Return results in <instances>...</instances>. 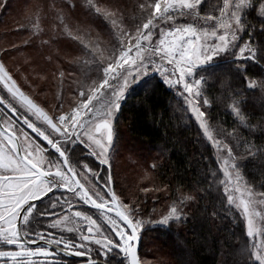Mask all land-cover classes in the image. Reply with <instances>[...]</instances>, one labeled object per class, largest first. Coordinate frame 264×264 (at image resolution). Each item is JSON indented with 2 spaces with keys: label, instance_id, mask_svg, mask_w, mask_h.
Returning a JSON list of instances; mask_svg holds the SVG:
<instances>
[{
  "label": "snow or ice",
  "instance_id": "obj_1",
  "mask_svg": "<svg viewBox=\"0 0 264 264\" xmlns=\"http://www.w3.org/2000/svg\"><path fill=\"white\" fill-rule=\"evenodd\" d=\"M204 2L137 0L129 13L112 0L103 4L83 0L86 12L105 24L108 39L100 33L93 35L90 26L71 24L63 8L57 9L55 4L49 9L53 13V36L49 39H40L44 34L43 9L30 13L26 24L17 28L31 29L25 45L36 38L41 46H50L57 36L74 41L82 56L71 63L81 68V76L67 73L75 84L72 106L65 111L61 102L50 113L21 88L0 59V264H62L55 259L61 252L87 256V264H100L92 258V244L99 246L96 254L105 258L106 264L113 252L123 254L120 264H141L137 243L146 223L171 230L173 224L186 222L184 207L196 201L195 195L182 196L158 220L146 222L137 218L138 208L121 200L112 188L115 121L130 88L148 86L153 73L169 87H182L179 95L186 110L215 147L217 159L222 160L224 179L219 185L226 198L222 205L226 203V212L235 210L246 222L243 246L227 238L223 245L238 251L244 264H264V191L255 190L241 167L246 159L264 157V151L249 146L246 157L238 156L228 140H236L237 145L246 142L240 141L235 131L213 128L208 115L212 105L204 95L210 80L224 84L221 102L241 126H248L246 101L231 87V77L239 76L245 90L264 92V77L246 75L249 61L264 59V46L254 47L251 38L240 43L241 33L251 27L245 25L246 9L255 5L252 0H222L218 14L202 15ZM64 4L69 10L77 7L74 0H64ZM6 7L7 0H0V11ZM259 10L264 16V4ZM17 47L13 45L12 50ZM8 51L0 50V55ZM57 72L62 86L66 73L59 68ZM56 98L62 100L59 94ZM87 157L94 159L95 167L86 162ZM97 167L106 171V177H101ZM210 175L213 179L208 190L216 183V173ZM46 199L49 207L42 210L40 205ZM74 201L96 209L114 237L104 235L101 223L91 215L73 211ZM57 207L61 208L59 214ZM219 215L213 210L208 218L214 220ZM43 219L51 220L49 229L78 233L80 242L35 230L33 226ZM222 264H228L227 259Z\"/></svg>",
  "mask_w": 264,
  "mask_h": 264
},
{
  "label": "trees",
  "instance_id": "obj_2",
  "mask_svg": "<svg viewBox=\"0 0 264 264\" xmlns=\"http://www.w3.org/2000/svg\"><path fill=\"white\" fill-rule=\"evenodd\" d=\"M15 1L7 0V7L0 11V23L7 24L5 31L0 32V38L5 35H18L22 38L12 40L3 46V49H9L8 52H22L28 46H33L43 52L42 56L46 61L57 55L60 56L58 65L51 68L54 76L53 99L56 100L61 90L65 91L66 88L75 87L72 78L67 77V73L71 72L74 73L73 76L80 77L81 68L71 63L77 57L76 46L78 45L69 38L57 36L56 42L50 46L40 44V39L47 40L53 36V13L49 11L51 6L55 4L57 9L63 8L71 24L76 23L71 22L70 17L76 20L78 15L85 22V24L80 22L79 24L90 26L92 31H95L93 26L105 27L99 19L90 16L81 7L80 0H77V7L71 10L65 6L64 0H40L31 13L38 9L44 10L45 15L41 20V24L44 25V34L40 39L33 38L31 44L25 45L24 42L31 36V29L29 27L25 30H17V28L26 24V17L30 13L21 18L16 16ZM98 1L107 2V0ZM112 2L131 13L137 0H112ZM252 2L255 7L246 9L244 16L246 27L249 25L251 27H247V32L241 33L240 43L251 38L253 46L260 47L264 46V31H261L264 28V16L261 15L256 0ZM207 5L208 10L215 14L216 11L211 3ZM61 40H67L69 49L73 51L69 57L57 51ZM13 45L18 47L12 50ZM219 63L223 65L225 61L221 60ZM5 64L7 65L6 62ZM58 68L66 73L62 86L56 78ZM247 68L246 75L257 79L264 77V59L257 57L256 63L249 61ZM20 71V74H23L21 69ZM12 73L17 78L15 73ZM23 76L26 81L25 75ZM17 80L21 88L33 96L42 107L47 104L43 100H38L31 91L28 92L29 89L18 78ZM205 87L207 91L204 95L212 105L208 109L210 124L213 128L223 129L225 132L235 131L239 140L246 142L237 145L236 140L229 139L228 142L233 146L234 152L238 156L246 157V149L249 146L264 151V92L245 90V85L239 76L231 77V87L240 91L246 101L245 115L249 123L248 126L243 127L231 113L227 104L221 102L225 85L210 80ZM70 94L72 98L70 101H72L75 92L72 91ZM59 102L62 101H56V105ZM115 129L117 144L116 150L112 153V188L117 195L123 198L124 202L138 205L140 214L146 222L158 220L168 211L172 203L182 196H196L195 202L184 207V212L188 217L186 222L173 224L171 230H165L163 227L150 223L145 224L138 245L141 264H222L225 259L228 264H233V261L244 264V257L238 251L223 245L227 238L232 242L239 241L241 247L243 246L245 238L243 220L235 210L231 214L224 210L226 203L222 205V201H226V198L222 186L219 185L221 171L214 149L188 114L178 93L168 87L158 75L153 74L148 86L134 85L129 90L115 121ZM123 148L124 151L126 150L124 155L127 154L126 157L124 156L126 158L124 162L128 167L124 170L121 161L117 164L120 158L119 151ZM262 161L264 157H256L246 159L241 165L245 179L254 185L257 192L264 191L262 187L264 185V163ZM152 165L156 167L153 168ZM130 172L133 177L129 179L127 176ZM212 172L216 173V183L211 190H208L209 182L213 179L210 175ZM56 194L60 195V193ZM80 206L84 210L90 209L89 206L83 204ZM40 207L42 210L48 208V200L46 199ZM60 209L57 207L55 211H60ZM213 210L220 213L214 220L208 218ZM116 254L114 252L109 255L107 263L120 264L121 258L119 259ZM59 257L63 259H59L62 260V264L64 261L66 264H76L78 261L62 254ZM92 257L105 261V258L98 255H92Z\"/></svg>",
  "mask_w": 264,
  "mask_h": 264
},
{
  "label": "rangeland",
  "instance_id": "obj_3",
  "mask_svg": "<svg viewBox=\"0 0 264 264\" xmlns=\"http://www.w3.org/2000/svg\"><path fill=\"white\" fill-rule=\"evenodd\" d=\"M39 1L40 0H16L15 1L16 2L15 5L17 6V9L14 11V13L16 14V16H18V17L20 16V18H21V17H23V15L31 13V10L32 9L34 10L36 8L37 4H39L38 3ZM69 2H73V0H69ZM74 2L77 3V0H74ZM98 2L103 4L102 1H98ZM256 2H257V6H258L259 9H260V5L264 4V0H256ZM208 3L209 4L211 3V6L216 11L217 7L222 5V0H205L204 4L202 6V10H201V14L202 15H206V14H210L211 13V11L208 10V7H207ZM80 4H81V7H83L82 6L83 5V0H80ZM211 14H213V13H211ZM215 14H218V12L216 11ZM76 17H78L76 20H74V18L70 17V21L74 22V23H79L80 22V23L85 24V22H83L82 19L79 18L78 15ZM185 22H187V21H185V20H181L180 21V23H185ZM102 24L105 27V24L103 22H102ZM6 26H7V24L0 23V32H4ZM82 26H84V25H82ZM41 27L44 29V25L43 24H41ZM93 27L95 28V31H93V35H95L96 33H100V35L104 39H108V36L106 34V27L105 28L96 27V26H93ZM21 38L22 37L18 36V35H14V36L5 35V37H1L0 38V50H3V46H5L9 42H11L12 40L16 41V40H19ZM242 43H244V42H242ZM57 47H58L57 51L60 52L59 54H63L66 57H69L70 54L73 52V51L71 52V50L69 49V43L67 42V40H61ZM76 48H77L76 56L77 57H81L82 53L79 50V46H76ZM42 53L43 52L37 50L35 47L28 46L22 52L21 51L20 52H8L6 55H2V56H3L4 60H5V62L7 63L9 69H11V71L15 73V75L21 81V83L24 84L29 89L28 92L31 91V93H33L34 96L37 97L38 100L45 101L47 104L43 105V107L51 113V111L53 109V106H55L56 105V101H58L57 99L56 100L53 99L52 89H53V84H54V76H53V73L51 71V68H52V66L58 65V60H59L58 57H60V56L57 55V57H55V58H53V59H51L49 61H46V60L43 59ZM2 56H0V59H3ZM20 69L22 70L23 74H20L21 73ZM72 74L74 75V73H72ZM153 74L158 75V77L163 81V79L159 76L158 73H153ZM23 75H25V77H26L25 79H26L27 82L24 80V78H23L24 76ZM14 78L17 80L16 77H14ZM92 78L95 79L97 77L95 75H93ZM73 87H74V85H73ZM170 88L175 90V92H177L178 95L182 91V87H170ZM74 89H75V87L72 88V89L71 88H66L65 91L61 90L60 93H59V95L62 96V100L61 101L63 103L65 111L69 110V108L72 106L71 103H70L71 102L70 99H72L70 93L72 91L75 92ZM179 97H180L183 105H185V103L183 101V98L180 95H179ZM59 103H61V102H59ZM185 107H186V105H185ZM195 123L197 125V122H195ZM201 132H202V130H201ZM211 146L213 147L214 153H215V155L217 157V152H216L215 147L212 144H211ZM125 151H124V148H123V150L119 151V155H120L121 159L118 158V160H117V164H119V162L121 161V166H122L123 170L128 168L127 167V163L124 162L125 159H126L125 157L127 156V154H126V156L124 155ZM88 161L93 163L92 165L95 167V162H94V159L92 157H87L86 162H88ZM217 161H218L219 168H220V171H221V180H222V179H224L223 173H222V169H221L222 160H218L217 159ZM96 170L100 172L101 177H106V171H104L102 167H97ZM131 177H133V175L130 172L129 176H127V178L130 179ZM94 183H97V181H94ZM98 183L102 187L103 180L99 181ZM117 188H119V187H117ZM57 193H59V192H57ZM56 195L59 196L58 194H56ZM120 198H121V200H123L122 197H120ZM125 203H127V202H125ZM74 205L75 206L73 208V211H77V210L78 211H84L88 215H91L94 219H97L98 223H101L104 235H108L110 237H114V233L111 232L109 226L102 220V218L100 216V213L96 209L92 208L90 205H85V206H89L90 209L84 210L82 208V206H80V205H82V203L81 204L80 203H76L75 201H74ZM136 207L138 208V205H136ZM55 212L59 214V213H61V209H60V211H55ZM140 212L141 211H138L137 218L145 221L143 219V217L141 216ZM241 218L243 220L244 227H245V230H246V222H245V220H244V218L242 216H241ZM49 223H51V220L43 219V220L37 221L36 224L33 227L37 231H51V232H53L56 235L57 238H59L60 236H63L64 239H66V240L70 239L74 243L78 244L80 242L78 233H68L66 231L62 232L59 229H49V228H47V225ZM84 230L86 232V229H84ZM116 239H118V238H116ZM89 247H91L93 249L92 255H97L96 254V249L99 246H96V245L92 244V245H89ZM113 253H110L109 255H111ZM116 255L118 256L119 259L120 258L122 259V257H123L122 253L119 254V255L118 254H116ZM59 256H61V254H58L55 258L57 260L62 259ZM50 259H52V258H50ZM64 262H63V264H66V262L65 263ZM124 264H127V261H125Z\"/></svg>",
  "mask_w": 264,
  "mask_h": 264
},
{
  "label": "water",
  "instance_id": "obj_4",
  "mask_svg": "<svg viewBox=\"0 0 264 264\" xmlns=\"http://www.w3.org/2000/svg\"><path fill=\"white\" fill-rule=\"evenodd\" d=\"M41 245H42V242H41ZM138 245H139V241H138V243H137V255H138ZM59 254L64 255L62 252L59 253ZM64 256H65V255H64ZM67 257L76 258V259H82L83 261L81 262V264H87V260H88V257H87V256H67ZM138 257H139V256H138ZM92 258H93V257H92ZM93 259H97V258H93ZM98 260L100 261V264H106L105 261L100 260V259H98ZM107 264H109V263H107Z\"/></svg>",
  "mask_w": 264,
  "mask_h": 264
},
{
  "label": "flooded vegetation",
  "instance_id": "obj_5",
  "mask_svg": "<svg viewBox=\"0 0 264 264\" xmlns=\"http://www.w3.org/2000/svg\"><path fill=\"white\" fill-rule=\"evenodd\" d=\"M36 245H33V247H35ZM40 246H42V245H40ZM76 259V258H75ZM78 261H77V263L76 264H80L83 260L82 259H77ZM60 261V260H59ZM62 261V260H61Z\"/></svg>",
  "mask_w": 264,
  "mask_h": 264
}]
</instances>
